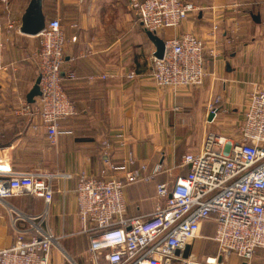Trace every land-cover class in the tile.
Here are the masks:
<instances>
[{
	"label": "crops",
	"instance_id": "crops-1",
	"mask_svg": "<svg viewBox=\"0 0 264 264\" xmlns=\"http://www.w3.org/2000/svg\"><path fill=\"white\" fill-rule=\"evenodd\" d=\"M30 1L0 0V161L15 173L51 177L53 194L49 203L29 194L0 199V251L11 247L19 233H51L50 264H91L89 239L80 233L77 217V176L106 172L104 142L110 143L111 162L131 156L135 163L129 169L145 165L143 175L151 176L161 165L163 171L151 180L123 191L125 217H145L162 202L157 185L172 186L184 177L188 169L182 157L199 153L208 134L239 141L249 94L264 89V0H184L196 11L158 36L190 33L205 44L203 84L182 89L153 81L156 49L130 0H40L44 26L60 22L65 39L62 88L76 112L60 123L69 134L59 135L54 145L47 142L38 116L19 113L37 101V96L31 103L27 98L38 78L39 37L16 31ZM8 24L14 30H6ZM106 173L122 178L120 172ZM213 234L214 223L203 222L183 257L202 261L215 256ZM103 257L96 254L98 260ZM221 264L242 261L230 255ZM249 264H264V249L256 250Z\"/></svg>",
	"mask_w": 264,
	"mask_h": 264
},
{
	"label": "built area",
	"instance_id": "built-area-1",
	"mask_svg": "<svg viewBox=\"0 0 264 264\" xmlns=\"http://www.w3.org/2000/svg\"><path fill=\"white\" fill-rule=\"evenodd\" d=\"M129 6L141 28L157 36L178 28L196 11L184 0H130ZM6 30L14 27L8 24ZM37 36L40 95L36 103L24 105L19 113L38 116L47 142L54 145L59 135L69 134L60 130V123L76 115L62 88L65 39L56 19ZM162 41V58L152 61L155 84L171 89L200 87L205 76L203 40L183 33L164 36ZM238 137L239 141L230 143L208 134L199 153L182 157L186 175L176 178L172 186L157 185L156 195L162 202L148 216L138 218L125 217L123 191L131 184L148 182L163 171L162 167L157 165L151 176L143 175L145 165L129 169L135 163L131 156L111 162L110 143H102L106 172H120L122 178L105 177V170L99 177L81 173L76 178L77 217L80 233L89 239L91 264H221L230 255L249 264L256 250L264 249V89L249 94ZM117 138L123 146L121 135ZM50 182L51 177L41 174L15 173L0 161V199L29 194L49 203L53 194ZM206 221L214 223L211 239L217 254L202 261L183 257L185 245L198 237ZM54 244L51 233L40 237L19 233L11 247L0 251V264H50ZM101 252L103 259H96Z\"/></svg>",
	"mask_w": 264,
	"mask_h": 264
},
{
	"label": "water",
	"instance_id": "water-1",
	"mask_svg": "<svg viewBox=\"0 0 264 264\" xmlns=\"http://www.w3.org/2000/svg\"><path fill=\"white\" fill-rule=\"evenodd\" d=\"M43 28L44 17L41 13L40 0H31L21 21L19 32L26 35H38L43 30ZM145 33L156 49L154 57L157 59L162 58L164 51V44L162 39H160L157 35L152 32L145 31ZM38 84L39 77L37 78L33 89L28 94V103L33 102V98L36 96L38 97L40 95ZM212 116L213 114L211 113L209 115V119H211ZM175 253L177 254L178 251H176Z\"/></svg>",
	"mask_w": 264,
	"mask_h": 264
}]
</instances>
